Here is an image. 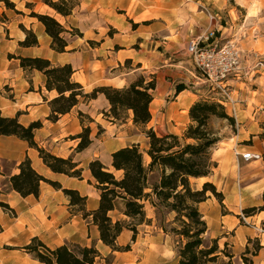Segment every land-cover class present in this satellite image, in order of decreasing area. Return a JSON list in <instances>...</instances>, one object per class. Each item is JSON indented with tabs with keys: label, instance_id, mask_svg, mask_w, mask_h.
I'll list each match as a JSON object with an SVG mask.
<instances>
[{
	"label": "crops",
	"instance_id": "obj_1",
	"mask_svg": "<svg viewBox=\"0 0 264 264\" xmlns=\"http://www.w3.org/2000/svg\"><path fill=\"white\" fill-rule=\"evenodd\" d=\"M16 6V0H10ZM35 1V0H34ZM138 1L133 3L134 9ZM178 2L179 0H174ZM174 1L153 0L160 12L182 10ZM183 9L191 12L183 29L177 28L174 21L158 23L151 30H145L139 22L135 28L125 24V33L130 37V45L134 46L136 39H143L136 49L131 47L125 54V60H131L129 68L125 67V77L120 71H112L114 59L108 48L109 36L105 31L110 22H104L99 28L93 26L81 30L82 35L76 39H67L65 51L57 52L51 48V38L45 32L41 22L35 17L27 16L16 20L9 12L14 9L0 6V112L3 116H16L20 123L28 125L40 120L41 127L34 131V140L39 147L63 158L71 157L81 168V177L69 176L53 172L44 164L36 148L29 146L27 141L15 135H0V200L7 203L13 214L0 207V264H32L34 258L25 252L24 246L37 236L49 247H55L65 242L81 245H95L99 250V257L95 264H105L104 258L111 256L109 264H175L177 262V248L179 238L164 232L157 220L155 208L145 202V216L149 223L137 226V233L122 229L117 236V244L128 246L122 251L112 250L102 243L98 228L91 221V217L83 218L82 214L69 204V198L62 191L63 188L76 189L82 196H86L85 208L91 211L98 206L99 190L95 187L88 164L93 159H99L115 176L122 175L121 170H115L111 165V153L120 147L130 144H140L147 139L143 128L132 121V111L126 112L124 121H111L103 112L109 108V103L103 94H98L91 100L80 99L70 111L62 114L56 121L48 116L51 112L49 101L57 96L56 90H47L45 75L36 69H23L18 56H39L50 60L54 65L70 63L74 69L72 79L79 82L85 92L92 91L98 86H113L121 88L134 82L137 77L144 82L154 81L151 91L153 99L150 103L151 120L146 129H153L158 135L174 133L180 135L189 123L188 110L192 103L200 98H212L216 93L212 91L204 79L195 71L192 58L186 51L187 42L193 36L199 35L212 28L213 24L199 4L208 5L212 10L228 12L236 7L245 11L243 31L231 27L233 38L241 49L253 51L254 61L250 67L244 66L243 71L231 76L227 83L231 96L236 100L238 131L227 140L232 145L231 150L223 151L216 159L215 171L208 177L198 178L201 184L210 181L217 191L223 195V209L218 223H222V230L213 231L212 237L218 238V244L231 249L233 258L238 257L235 264H244L240 255L244 251L248 238L258 239L261 245L259 251L252 257L255 264H264V210H256L246 217V223H240V209L259 207L264 203V0H182ZM233 2L230 4L229 2ZM2 0H0V5ZM96 4L89 6V11L96 13H110L111 8L104 6L102 0H95ZM132 0H125V10L129 13ZM44 6L53 10L47 4ZM111 6V5H110ZM164 7V10L162 8ZM16 12V11H15ZM40 11L39 13H45ZM76 11L62 16L56 13L57 20L68 29L78 26L70 20ZM202 13V14H201ZM195 14V15H194ZM199 14V15H198ZM4 15L6 18H2ZM106 20V18H103ZM174 23V26H173ZM32 30L37 37L38 44L23 47L19 42L25 39V32ZM176 26V28H175ZM221 35L227 30L220 25ZM98 31V32H97ZM162 37L160 41L150 42V35ZM243 35V36H242ZM223 39L226 37L221 36ZM99 45H89V42ZM259 57V58H258ZM117 64L118 62L115 61ZM242 70V69H241ZM241 75H249L255 83V88L240 86ZM183 83L186 88L175 93V85ZM233 98V97H232ZM79 111L88 115L92 121H86L90 127L91 143L83 150L77 151L79 142L77 135L82 130ZM179 112L182 114L179 115ZM181 116V120H179ZM99 128L101 131L99 132ZM148 148V139L145 142ZM254 152L262 155L259 160H243L236 157L234 151ZM29 158L32 167L43 177L56 181L61 188H55L48 182L41 181L37 197L30 194L21 196L11 186L10 176L17 172L18 164ZM146 163L149 157L144 152ZM155 182L159 178V171L154 170L150 179ZM209 195V194H208ZM210 196L199 204L203 213ZM239 210V212H237ZM124 201L115 200V208L109 213L112 221L124 219ZM206 220V215L203 214ZM174 212H166V222H171ZM208 230L209 222L206 220ZM145 226L143 230L138 227ZM208 233V231H207ZM40 264H44L38 262Z\"/></svg>",
	"mask_w": 264,
	"mask_h": 264
},
{
	"label": "trees",
	"instance_id": "obj_2",
	"mask_svg": "<svg viewBox=\"0 0 264 264\" xmlns=\"http://www.w3.org/2000/svg\"><path fill=\"white\" fill-rule=\"evenodd\" d=\"M6 8L14 9L15 4L10 0H2ZM56 13L70 15L77 6L72 0H43ZM30 5V3H27ZM35 17L45 28L51 38V48L57 52L65 51L67 39L65 33L81 36L77 28L67 30L56 18L47 13L32 11ZM26 36L19 42L20 46L28 47L38 44L36 34L32 30L22 27ZM23 69H36L45 77L47 90H56L57 96L49 101L51 112L48 119L56 121L58 117L75 106L80 99L91 100L98 94H103L109 103L103 115L111 121L121 119L120 113L132 111V121L143 128L148 139L146 154L148 163L139 144H130L120 147L111 153V165L115 170H121L120 177L108 170L99 160L93 159L88 168L94 178L95 187L99 190L98 206L87 211L85 208L86 196L78 190L63 188L62 191L69 198V204L80 212L83 218L91 217L99 231L100 240L113 251L128 249V246L117 244V236L126 228L137 233V226L149 223L145 216L144 205L149 202L156 211L157 220L164 232L179 238L177 248V262L175 264H235L233 254L220 249L218 238H208V225L199 209V204L205 201L210 192L218 200H223V195L217 191L216 186L210 181H204L200 187L193 185L192 180L212 175L216 161L212 157L213 148L220 141L215 131L210 126L212 118L226 119L230 123L234 119L229 116L223 104L212 98H200L191 104L188 110L189 123L180 135L164 133L158 135L153 129H146V124L151 120L150 103L153 99L152 90L154 81L144 82L142 77L127 86L117 88L113 86H98L90 92H85L83 86L71 77L74 69L70 63L54 65L49 59L39 56H18ZM186 86L183 83L175 85V93H179ZM82 130L77 135L80 139L77 151L83 150L91 143L90 127L86 121L92 119L79 111ZM40 120L28 125L19 122L16 116H3L0 112V135H15L27 141L29 146L38 150L42 158L53 172L69 176L81 177V168L71 157L56 156L42 147L34 140V131L41 127ZM101 129L99 128V132ZM17 172L10 176L12 188L21 196L39 194L41 181L48 182L55 188H61L56 181L47 179L32 167L29 158L22 160L17 166ZM159 171V178L151 182L150 174ZM1 193V190H0ZM124 201V219L112 221L110 212L115 208V200ZM0 207L13 213L9 205L0 200ZM256 210H264V203L259 207L242 209L248 216ZM166 212H174L171 222H166ZM25 252L34 259L44 264H95L101 257L95 245H81L79 243L65 242L55 247L47 246L37 236L33 237L24 247ZM261 248L258 239L248 238L246 247L240 258L244 264H255L252 257ZM228 257L225 262L221 255Z\"/></svg>",
	"mask_w": 264,
	"mask_h": 264
},
{
	"label": "rangeland",
	"instance_id": "obj_3",
	"mask_svg": "<svg viewBox=\"0 0 264 264\" xmlns=\"http://www.w3.org/2000/svg\"><path fill=\"white\" fill-rule=\"evenodd\" d=\"M54 1H57V0H54ZM102 1H103L104 6H109V8H111L110 13L105 14L101 12V13L94 14L92 11H89V6L92 4H96L95 0H72V2L77 4V6L73 10V11H76L74 18L72 17L70 18V20L72 21V23L74 22V25L76 24L78 26L77 29L80 32L81 30L89 29L93 26H96V28H99V31L104 32V30L100 27L105 25L104 22H110L108 28L105 31L106 32L105 36L110 37V39H107V40H108V46H109L108 48L110 49L111 55L114 59V66H113L112 71H120L121 73H123V75H121L122 77H125V67L129 68L132 63L131 60H125V54L128 52V50H130L131 47H135L137 49L140 46L139 42L142 43L143 41V39L142 40L136 39L134 46L130 45L131 41L128 35L130 31L128 30V33H125L124 26L126 23L128 24L129 28L132 27L134 29L136 26L134 25V23L139 22V24L142 25V28L148 31V30L153 29L155 25H157L160 22L164 23V22L171 20V21L176 22L175 25L177 26V28L183 29L185 25L184 22L190 19V16L192 15L191 12H186L183 9L182 6L183 4L185 5L186 3H184L182 0H179L178 2L172 0L174 1V3L180 5L182 10L179 9L178 11H175V10L169 11L167 9L166 12L165 11L160 12L159 11L160 7L159 6L155 7L153 4V0H146V2L138 1V6L135 7L134 9L133 3H136V0H132V3L130 4L128 8L129 10L128 14L125 10V0H102ZM163 1H171V0H163ZM27 3H30V5H27ZM229 3L233 4V2L231 1ZM0 6H5L4 2L3 3L1 2ZM16 6L18 8V9H15L16 12L15 11L9 12L10 16H12V18L16 20L25 19V17L29 16L32 11L39 13L40 11H44V10L46 11L45 13L52 15L54 18H56V20L57 18L60 19V17L56 14L54 10L48 9L47 7L44 6L43 0H35V1L34 0H16ZM205 8L213 16L216 17V26L220 30L216 34L218 36L226 37V39H223L222 42L230 41L231 39L237 38V36L233 38L232 30L230 33L229 29L231 27L233 28L236 27L237 30L243 31L245 27L247 26V24L246 25L244 24L245 11L243 10V8L236 7L230 10L229 12L228 10H224L223 12L214 11L206 4H205ZM205 8H203L202 4H199L198 6V9L200 11H203L204 15L207 16V12ZM162 10H164V7L162 8ZM2 18H6V17L2 15ZM103 18H106V20ZM212 24L213 26H215L214 23ZM220 25L227 28V30L222 35H221L222 31L220 29ZM173 26H174V23H173ZM72 28H75V27L70 25L67 30L71 31ZM21 29H22V26H21ZM159 34L160 33L151 34L149 44L150 42H153V44H155V41H160L162 37ZM66 37L69 39L74 38V37L78 39L77 38L78 35L67 34ZM233 43H235V45L241 51V55H242V65H241L242 70L241 71H243L244 66L250 67V64H252L254 61L253 58L256 55L253 51L241 49L238 46L236 40H234ZM94 44L99 45V43L96 41L89 42V45H94ZM115 61H117L118 63L116 64ZM195 71L198 73V75L201 76L200 71L196 67H195ZM138 78L140 77H137V79ZM240 81H242L240 86H245L249 89L255 88L257 87V85H259V83L257 84L255 83V81L251 80L249 78V75H246V76L241 75ZM213 97L216 99L219 97V95L215 94L213 95ZM232 97L234 98V96ZM225 111L229 116H231L229 106L225 107ZM181 114L182 113L179 112V115ZM120 117L121 119L119 120L124 121L126 118V112L125 111L121 112ZM178 119L181 120V116H179ZM210 126L215 131L216 135L220 138V141L213 148V153H212V157L216 159L223 151L227 149L231 150L232 145L229 143L227 139L232 137L234 134H237L238 125H236L235 119L233 123H230L226 119L212 118L210 120ZM259 127H264V126H262V124H259ZM146 140L147 139H144L139 144V148L143 153L145 152V148H146V144H145ZM152 180L153 178L151 179V182ZM192 183L196 187H200L202 185L201 179H193ZM208 194L211 199L210 201L206 202V205H205L206 207L202 208V211H203L202 214L206 215V220H208L209 222L210 229L208 230L207 236L208 238H211L213 231L222 230L221 228L222 223L220 222L218 223V217L220 216L221 213H226V211L223 209V204L221 200H218L210 192H208ZM237 212H239V210H237ZM240 223L244 224L246 223V221H243L240 219ZM138 228L140 230H143L145 226L138 227ZM1 230L2 228L0 227V231ZM220 249H224L228 253L231 252V249L224 245H220ZM221 256H222L221 259L223 261L226 262L228 260V257L224 256L223 254ZM111 259H112L111 256L108 255L104 258L103 263L109 264L111 262ZM237 260H238V257L232 258L233 262H237ZM38 262H39L38 260L34 259L32 264H40ZM220 263L221 261H219L218 264Z\"/></svg>",
	"mask_w": 264,
	"mask_h": 264
},
{
	"label": "built area",
	"instance_id": "obj_4",
	"mask_svg": "<svg viewBox=\"0 0 264 264\" xmlns=\"http://www.w3.org/2000/svg\"><path fill=\"white\" fill-rule=\"evenodd\" d=\"M207 16L212 26L211 29L193 36L189 39L186 51L192 58L194 66L200 71L202 78L209 85L213 92L219 95L216 100L230 107V114L237 119L236 100L232 98L230 86L227 83L231 76L241 72L242 55L233 41L222 42L223 38L216 33L219 28L216 26V17L213 16L206 8ZM236 125L237 121H236ZM236 157L243 160H259L262 155L254 152L234 151ZM241 220L246 221V217L240 209ZM260 232L264 229L258 227Z\"/></svg>",
	"mask_w": 264,
	"mask_h": 264
},
{
	"label": "bare ground",
	"instance_id": "obj_5",
	"mask_svg": "<svg viewBox=\"0 0 264 264\" xmlns=\"http://www.w3.org/2000/svg\"><path fill=\"white\" fill-rule=\"evenodd\" d=\"M201 180H203V179H201Z\"/></svg>",
	"mask_w": 264,
	"mask_h": 264
}]
</instances>
